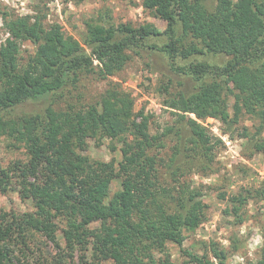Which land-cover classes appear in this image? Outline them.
Wrapping results in <instances>:
<instances>
[{
	"label": "trees",
	"instance_id": "16d2710c",
	"mask_svg": "<svg viewBox=\"0 0 264 264\" xmlns=\"http://www.w3.org/2000/svg\"><path fill=\"white\" fill-rule=\"evenodd\" d=\"M206 1L142 0V7L166 26V41L153 45H148L150 25H115L110 13L85 22L78 42L65 36L59 24L46 28L44 17H16L0 7L8 35L0 39V136L23 145L29 156L11 173L0 169V192L16 190L10 187L13 177L34 208L18 222L0 215V264L12 263L14 248L21 254L17 261L30 264L22 226L39 231L58 248V223L66 227V251L71 258L78 252L79 264H179L170 259L168 244L178 247L188 259L185 264H226L225 249L212 245L209 257L184 248L186 235L203 223L207 207L202 187L183 178L211 170L214 148L222 145L202 124L206 119L219 121L222 133L233 135L240 119L248 117L256 136L250 138L246 128L241 136L256 152L264 151V0ZM24 42L34 52L20 66ZM142 48L162 54L173 72L197 82L193 92L179 91L166 101L176 116V125L163 133L174 141L166 164L169 185H156L158 169L148 151L160 139L150 134L148 117L134 114L132 98L115 88L86 109L48 106L42 113L7 117L25 103L55 97L83 74L114 76L130 59L128 51ZM78 132L84 138L119 141L122 159L117 167L84 156L85 139ZM113 180L119 188L111 193ZM255 192L262 197L264 188ZM251 194L228 199L235 225L242 224ZM255 264H264V244Z\"/></svg>",
	"mask_w": 264,
	"mask_h": 264
},
{
	"label": "rangeland",
	"instance_id": "374dc122",
	"mask_svg": "<svg viewBox=\"0 0 264 264\" xmlns=\"http://www.w3.org/2000/svg\"><path fill=\"white\" fill-rule=\"evenodd\" d=\"M210 1L212 0L206 2ZM0 7L16 17H44L46 28L59 24L65 36L73 37L78 42H81L85 32L84 23L97 21L105 13L111 14L115 25L124 24L133 28L150 25L153 35L148 45L166 41L165 35H162L165 22L145 10L142 0H83L79 4L74 0H0ZM7 37L0 17V39L3 42ZM33 52L34 46L31 43H22L18 55L19 65H25ZM128 54L130 59L125 67L114 76L101 78L95 73L83 74L76 85H68L55 97L25 103L8 112L7 117L42 113L48 106L57 111L86 109L101 103L106 90L115 88L132 98L134 114L143 112L148 117L150 134L160 139L148 151L158 169L156 185H169L166 180L169 175L166 164L174 141L170 136H163V133L167 127L176 125V116L172 114L166 101L179 91L193 92L197 82L173 72L168 59L150 48H142L137 53L128 51ZM227 102L232 115L231 96ZM202 124L210 135L222 141V145L214 148L211 170L199 173L194 171L183 178L194 186L202 187L203 201L207 207L203 223L193 233L186 235L183 246L194 254H208L210 257V248L213 245L228 252L226 264H255L258 252L264 244V194L262 197L255 194L257 189L261 191L264 188V151L256 152L247 144L246 138L241 136L244 128L250 138L256 136L253 120L242 117L238 126L233 129V135L223 134L224 126L217 120L206 119ZM78 135L84 138L83 132H78ZM260 137L264 140V131ZM84 139V151L81 152L84 156L117 167L122 159V144L119 141L107 138ZM158 143L163 146L160 148ZM28 157L23 145L15 143L7 136H0V169L10 172L12 167L20 168L27 162ZM10 176L12 177L11 174ZM11 181V189L16 190L0 192V215L18 222L25 214H32L34 208L30 200L23 198L18 192L13 184V177ZM118 188L119 181L113 180L110 185L111 193ZM245 191H251L252 196L242 209V224L235 225L228 199ZM223 195L224 199L221 198ZM57 225L55 235L58 248L39 231L22 226L29 240L30 252L26 260L30 264H79L78 252H74L71 258L70 251H66V227L63 223ZM234 247L238 248L235 252ZM167 248L172 261L186 263L188 259L182 256L176 245L168 244ZM14 249L15 258L11 264H20L17 260H22L21 254L17 248ZM101 264L113 263L105 261Z\"/></svg>",
	"mask_w": 264,
	"mask_h": 264
},
{
	"label": "built area",
	"instance_id": "2783aa9c",
	"mask_svg": "<svg viewBox=\"0 0 264 264\" xmlns=\"http://www.w3.org/2000/svg\"><path fill=\"white\" fill-rule=\"evenodd\" d=\"M224 140V139H223Z\"/></svg>",
	"mask_w": 264,
	"mask_h": 264
}]
</instances>
